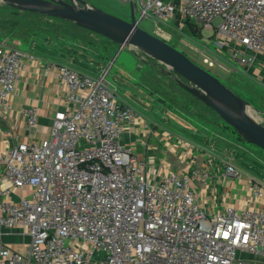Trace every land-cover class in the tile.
Instances as JSON below:
<instances>
[{
    "label": "built area",
    "instance_id": "1",
    "mask_svg": "<svg viewBox=\"0 0 264 264\" xmlns=\"http://www.w3.org/2000/svg\"><path fill=\"white\" fill-rule=\"evenodd\" d=\"M123 1L133 4L139 27L150 22L152 35L167 43L171 24L213 30L212 49L199 38L208 69L248 72L255 54H264V0ZM34 60L16 43L0 45V113L21 117L28 136L0 153V226L21 228L28 250L0 247V264H246L239 252L264 254V208L209 212L201 197L211 189L212 168L162 172L154 136L170 150L182 144L185 157L193 147L157 134L121 100L106 80L110 65L90 76L48 63L64 93L49 130L32 136L37 107L16 111L10 97ZM231 161L224 174L240 179ZM247 182L253 197L264 199L261 184Z\"/></svg>",
    "mask_w": 264,
    "mask_h": 264
},
{
    "label": "rangeland",
    "instance_id": "2",
    "mask_svg": "<svg viewBox=\"0 0 264 264\" xmlns=\"http://www.w3.org/2000/svg\"><path fill=\"white\" fill-rule=\"evenodd\" d=\"M84 1L91 6L129 21V6L126 3L123 4L121 0ZM219 22L220 19L215 18L212 24L215 27ZM192 25V28L188 26L184 31L173 29L172 24L170 25L171 28H166L165 30L172 36L169 44L245 99L250 105V113L253 117L264 124V90L243 75L230 74L220 68L208 69L200 56L201 44L203 43L200 42L199 38L202 35L206 40L205 42L209 43V48L212 49L211 47L215 42L214 31L199 29L196 25ZM140 28L152 34L150 22H142ZM46 32L50 34L49 39L43 38V34ZM8 35L20 40L24 46L29 42L34 43L36 37H39V40H49L60 51L68 50L69 47L72 51L73 49L87 51L93 46L108 50L117 48L106 38L84 30L73 23L55 22L48 17L35 16L27 12L15 13L13 9L0 3V38ZM117 50L118 48L116 52ZM114 57L115 54L111 60ZM104 68H97V72L99 73ZM225 69L228 70L229 68L225 67ZM106 80L116 89L119 98H123L124 93L125 100H132L136 104V106L134 105L135 109L150 121L158 123V125L163 123L168 125L166 122L174 117L178 127L182 128V125L189 127L192 134L187 133L190 137L185 136L188 138L185 139L190 142L193 141L200 154L207 151L217 153L220 147L229 150L230 148L227 147L229 145L232 148L231 153L238 155L241 165L249 166V160H253L250 158L251 152L253 155L259 154L257 161H259V165H264L262 161L264 152L261 149L259 150L256 146H251L245 142L235 131H233L235 134L225 131L226 123L209 107L185 91L179 85V82L183 80L178 75L164 64L151 59L137 49L129 48L127 50L125 48L120 50L111 64ZM165 129V131L173 134L178 128H170L168 125ZM210 138H213V144L209 142ZM184 143L187 146V142ZM228 152L226 151L225 154L233 159L234 163L237 162L236 156L229 155Z\"/></svg>",
    "mask_w": 264,
    "mask_h": 264
},
{
    "label": "crops",
    "instance_id": "3",
    "mask_svg": "<svg viewBox=\"0 0 264 264\" xmlns=\"http://www.w3.org/2000/svg\"><path fill=\"white\" fill-rule=\"evenodd\" d=\"M121 1L124 4V1ZM45 34H43V38L49 39V35ZM34 41V43L29 42L26 46H24L20 40L8 35L6 37H2V39L0 38V45H12L16 43L22 50L25 49L24 51L32 53L35 56V60L33 62H26V68L19 76L15 90L10 97V101L13 109L19 112L23 107L28 105L37 107V131L35 134H32V136L39 137L41 135V131L49 130L52 116L58 109L60 105V98L64 93L63 86L58 82L54 70L46 68L47 64L52 63L67 65L80 73L94 76L98 73L97 68H104L108 62L107 67L110 65V71L111 64L115 60L119 51L116 52L118 47L108 50L95 46L90 47L87 51H77L74 49L72 51L71 47H69L68 50L64 49L63 51H60L55 47L52 41L45 39L39 40V37H36ZM39 41L40 43H38ZM126 49L128 50L129 48ZM114 54L115 57L111 60ZM235 74L245 76V78L252 81V83H254L257 87L264 90V54H255V61L248 72L242 69L239 72H235ZM120 99H124L123 101L132 107H134V105L136 106L132 100H125L124 93L123 98ZM139 113L144 116L141 112ZM15 115L9 117L0 113V153L5 150L12 149L18 142L23 141L26 137H28L23 129V119ZM146 119L149 120L148 118ZM149 122L155 125L157 134H170L173 138L182 142L186 141L188 145L193 147L189 156L185 157L180 146L182 144L178 145L176 142H173L174 150H170L158 140V136H154V138L150 141V145L152 146V144H154V147H152L154 148L156 157H158L157 162L162 164V172H168L170 170L188 171L194 166L212 168L213 172H215V177L212 179L213 183L211 185V189L204 193L201 197V202L207 211H220L226 206L264 208V199L254 198L247 184V179H254L258 181L264 189V165H259V161H257L259 154L253 155L251 152L252 155L250 158L253 160H249V166L247 167L240 164L238 155L236 153H231L232 148L229 145H227V147L230 148L229 150H227V148L222 149L220 147V150L217 153L207 151L206 153L200 154L199 149H197V145L193 141L190 142L186 140L188 138L185 136L190 137L187 133L192 134L189 127H184L185 125H182V128L178 127V124L175 123L174 117L169 122H166L170 128H178L175 129L176 132L173 134L165 131V127L167 128L168 126L164 125L165 123L158 125V123L150 120ZM7 131H11V134L7 135ZM225 131L234 133L233 131L235 130L226 124ZM213 141V138L209 139V142L212 144ZM217 144H219V142H217ZM226 151H229V155L236 156L237 162L234 163V160L232 159L231 164L241 173L242 177L240 179H235L232 176L224 174L223 163H225L224 161L229 158L228 155L225 154ZM262 161L264 164V159ZM16 196L17 194H15L14 199L17 198ZM0 247H7L17 252L25 253L28 250V237L19 227L5 229L0 226ZM238 258L246 264H264V254L239 252Z\"/></svg>",
    "mask_w": 264,
    "mask_h": 264
},
{
    "label": "water",
    "instance_id": "4",
    "mask_svg": "<svg viewBox=\"0 0 264 264\" xmlns=\"http://www.w3.org/2000/svg\"><path fill=\"white\" fill-rule=\"evenodd\" d=\"M17 12L61 19L102 36L118 47L133 48L164 64L183 81L179 85L213 110L248 144L264 151V124L250 113L249 103L209 71L166 41L141 29L129 3V21L84 0H0Z\"/></svg>",
    "mask_w": 264,
    "mask_h": 264
},
{
    "label": "trees",
    "instance_id": "5",
    "mask_svg": "<svg viewBox=\"0 0 264 264\" xmlns=\"http://www.w3.org/2000/svg\"><path fill=\"white\" fill-rule=\"evenodd\" d=\"M27 13H29V12H27ZM31 15H35V16H42V15H37V14H32V13H30ZM44 17H46V16H44ZM48 19H51V20H53V21H55V22H67L68 23V21H64V20H61V19H56V18H50V17H48ZM70 23V22H69ZM188 26H190L191 28H192V24H188ZM46 34H48V35H50L48 32H46ZM111 42V41H110ZM253 146V145H252ZM258 148V147H257ZM264 152V151H263Z\"/></svg>",
    "mask_w": 264,
    "mask_h": 264
}]
</instances>
